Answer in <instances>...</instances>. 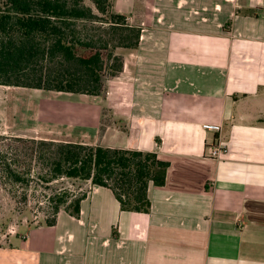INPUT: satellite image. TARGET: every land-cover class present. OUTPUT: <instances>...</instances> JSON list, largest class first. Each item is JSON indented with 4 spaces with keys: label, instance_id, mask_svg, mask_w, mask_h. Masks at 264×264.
<instances>
[{
    "label": "crops",
    "instance_id": "1",
    "mask_svg": "<svg viewBox=\"0 0 264 264\" xmlns=\"http://www.w3.org/2000/svg\"><path fill=\"white\" fill-rule=\"evenodd\" d=\"M110 10L140 29L137 48L122 52L114 91L64 99L90 146L155 153L165 183L135 213L86 182L78 216L62 209L53 225L9 236L0 264H264V0H111ZM26 89L0 85V107L27 103ZM216 138L227 148L218 159Z\"/></svg>",
    "mask_w": 264,
    "mask_h": 264
},
{
    "label": "trees",
    "instance_id": "2",
    "mask_svg": "<svg viewBox=\"0 0 264 264\" xmlns=\"http://www.w3.org/2000/svg\"><path fill=\"white\" fill-rule=\"evenodd\" d=\"M91 1L96 12L83 0H0V85L101 95L106 78L122 71V52L137 48L141 31L112 12L108 0ZM29 141L46 166L43 182L63 177L107 188L122 211L148 213V189L165 183L168 163L155 153ZM0 171L7 182L27 185L30 174L13 168L2 151ZM85 196L64 192L51 199L53 216L45 225L54 224L61 206L78 216Z\"/></svg>",
    "mask_w": 264,
    "mask_h": 264
},
{
    "label": "rangeland",
    "instance_id": "3",
    "mask_svg": "<svg viewBox=\"0 0 264 264\" xmlns=\"http://www.w3.org/2000/svg\"><path fill=\"white\" fill-rule=\"evenodd\" d=\"M83 3L96 12L91 0H83ZM114 85V81L107 77L101 95L106 91H114ZM17 92L19 95L25 94L29 99L27 103L17 101L6 105L7 107L3 103L0 107V123L3 122L0 128V151L6 153L7 158L13 162V168L30 175L27 185L22 186L7 182L0 171V245L9 236L23 232L25 228L45 225V221L51 220L55 205L51 199L64 192L78 196L87 190L86 182L63 177L50 183L43 182L46 166L37 158V148L29 141L81 143L90 146L88 139L84 140L81 136L85 126L80 122V114L77 113L79 110L66 101H74L77 96L36 89ZM10 118L13 122L16 120L18 127L9 125ZM15 138L22 141H16ZM62 209L61 206L60 210Z\"/></svg>",
    "mask_w": 264,
    "mask_h": 264
},
{
    "label": "built area",
    "instance_id": "4",
    "mask_svg": "<svg viewBox=\"0 0 264 264\" xmlns=\"http://www.w3.org/2000/svg\"><path fill=\"white\" fill-rule=\"evenodd\" d=\"M202 128L212 132L213 134L220 136L222 127L214 124H203ZM227 152L226 145L216 138V142L208 147V156L210 158L218 159Z\"/></svg>",
    "mask_w": 264,
    "mask_h": 264
}]
</instances>
